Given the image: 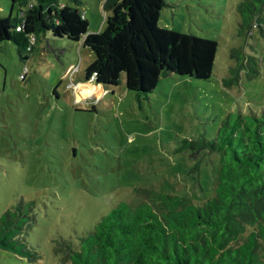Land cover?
<instances>
[{"label": "rangeland", "instance_id": "1", "mask_svg": "<svg viewBox=\"0 0 264 264\" xmlns=\"http://www.w3.org/2000/svg\"><path fill=\"white\" fill-rule=\"evenodd\" d=\"M105 0H82L89 32L103 29ZM158 23L218 42L208 79L178 73L162 76L143 93L85 81L95 58L82 40L47 33L28 60L12 41L0 44V217L6 209L34 200L36 221L26 232L38 260L0 256V264H61L57 241L79 242L121 200L140 199L136 187L185 194L201 203L215 193L220 153L179 150L184 139L213 138L223 120L242 111L264 110V38L242 29L243 0H166ZM19 5L0 0L3 15ZM244 47L255 56L258 74L227 86ZM28 67L26 79L21 73ZM200 162L198 176L192 168Z\"/></svg>", "mask_w": 264, "mask_h": 264}, {"label": "trees", "instance_id": "2", "mask_svg": "<svg viewBox=\"0 0 264 264\" xmlns=\"http://www.w3.org/2000/svg\"><path fill=\"white\" fill-rule=\"evenodd\" d=\"M15 16L0 11V44L12 41L26 61L40 37L51 33L82 40L95 58L85 81L117 85L125 77L128 89L149 93L162 76L178 73L196 79L212 75L218 42L194 33L161 26L166 0H105L103 29L89 32L82 0H11ZM246 35L257 28L264 38V0L238 5ZM223 84L258 74L255 56L244 47ZM27 67L24 65V68ZM27 71L22 78L26 79ZM213 138L184 139L179 150L192 155L220 153L214 170L215 193L201 203L185 194L136 187L138 200H121L80 237L57 241L61 264H264V110L261 114L230 113ZM192 171L198 176L200 162ZM9 207L0 217V256L38 260L25 236L36 221L34 200Z\"/></svg>", "mask_w": 264, "mask_h": 264}, {"label": "built area", "instance_id": "3", "mask_svg": "<svg viewBox=\"0 0 264 264\" xmlns=\"http://www.w3.org/2000/svg\"><path fill=\"white\" fill-rule=\"evenodd\" d=\"M27 71V67L24 68L23 72L21 73V76H23V74ZM93 81H95V79L92 78Z\"/></svg>", "mask_w": 264, "mask_h": 264}, {"label": "crops", "instance_id": "4", "mask_svg": "<svg viewBox=\"0 0 264 264\" xmlns=\"http://www.w3.org/2000/svg\"><path fill=\"white\" fill-rule=\"evenodd\" d=\"M102 85V84H101Z\"/></svg>", "mask_w": 264, "mask_h": 264}]
</instances>
